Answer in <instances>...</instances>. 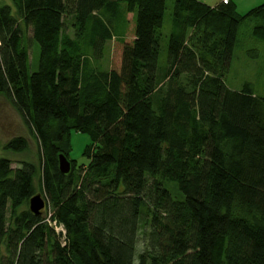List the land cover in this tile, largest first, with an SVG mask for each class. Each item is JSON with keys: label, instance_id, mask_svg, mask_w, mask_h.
Listing matches in <instances>:
<instances>
[{"label": "trees", "instance_id": "16d2710c", "mask_svg": "<svg viewBox=\"0 0 264 264\" xmlns=\"http://www.w3.org/2000/svg\"><path fill=\"white\" fill-rule=\"evenodd\" d=\"M165 10L166 0L0 4V96L39 152L16 168L0 157V264H264V98L249 82L226 86L239 29L264 41V2L238 14L231 0H175L161 64ZM71 132L89 137L86 163L62 174Z\"/></svg>", "mask_w": 264, "mask_h": 264}, {"label": "rangeland", "instance_id": "374dc122", "mask_svg": "<svg viewBox=\"0 0 264 264\" xmlns=\"http://www.w3.org/2000/svg\"><path fill=\"white\" fill-rule=\"evenodd\" d=\"M221 0H210L209 5H216ZM236 5L238 14H245L253 8H257L263 4L264 0H231ZM222 2H227L223 0ZM1 5H9L10 0H0ZM175 0H166V10L163 19L162 33L164 35L161 41L160 63H164L166 57V42L171 32V14ZM67 33L72 35L70 24H67ZM252 25L250 28L243 25L238 33V46L234 51L231 66L226 78V86L234 91L242 87L244 82H249L252 85L256 96L264 98V41H258L251 37ZM29 40L30 53V69L35 71L38 67L39 48L32 42L31 34H27ZM115 44L114 41H109L105 45L104 50V66L110 67L115 59ZM14 137L24 138L27 142V150L22 153H14L4 149L5 143ZM89 137L86 134L71 132L69 136L70 151L66 159L75 161L77 166L86 163V158L83 156L85 147L89 144ZM0 157L8 158L12 161L11 167H18L22 161L38 163L39 152L38 145L34 137L30 134L25 124L21 120L18 113L11 105L0 96ZM36 178V185H37ZM173 197L181 199L180 193L172 183H165Z\"/></svg>", "mask_w": 264, "mask_h": 264}, {"label": "water", "instance_id": "95a60500", "mask_svg": "<svg viewBox=\"0 0 264 264\" xmlns=\"http://www.w3.org/2000/svg\"><path fill=\"white\" fill-rule=\"evenodd\" d=\"M69 170H70L69 161L66 159V157L63 154L59 155V171L62 174H67ZM29 208L31 212H33L35 215L40 214V212L44 208V201L40 195L34 196L29 201Z\"/></svg>", "mask_w": 264, "mask_h": 264}, {"label": "built area", "instance_id": "2783aa9c", "mask_svg": "<svg viewBox=\"0 0 264 264\" xmlns=\"http://www.w3.org/2000/svg\"><path fill=\"white\" fill-rule=\"evenodd\" d=\"M52 225L54 226V228H55V231L57 232V233H64V229H63V227L61 226V225H56V223L55 222H52Z\"/></svg>", "mask_w": 264, "mask_h": 264}, {"label": "crops", "instance_id": "0c3cea01", "mask_svg": "<svg viewBox=\"0 0 264 264\" xmlns=\"http://www.w3.org/2000/svg\"><path fill=\"white\" fill-rule=\"evenodd\" d=\"M199 1H202V2H204V3H207V2H210V0H199ZM221 1H223V0H221ZM221 1H219V2H221ZM208 4V3H207ZM210 4V3H209Z\"/></svg>", "mask_w": 264, "mask_h": 264}]
</instances>
